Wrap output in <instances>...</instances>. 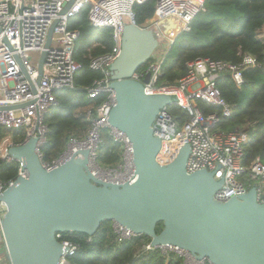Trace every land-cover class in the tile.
<instances>
[{
	"label": "built area",
	"instance_id": "1",
	"mask_svg": "<svg viewBox=\"0 0 264 264\" xmlns=\"http://www.w3.org/2000/svg\"><path fill=\"white\" fill-rule=\"evenodd\" d=\"M70 1L0 0V136L2 131L23 130V141L31 137L38 138L37 153L41 158L40 147L45 143L47 133L44 117L57 104L56 92L74 88V77L82 69V64L74 57L81 33L78 29H68V21L88 7L87 20L91 27L111 29V50L89 58V66L101 71L103 78L86 88L89 98L104 94L105 99L96 107L94 116L88 111L90 126L83 138L71 139L57 158L49 163L41 162L45 169L50 170L68 160L78 149H86L89 152V167L94 176L114 184L132 183L137 174L131 143L122 131L110 128L107 121L115 104L114 91L109 87V66L120 53L126 21L136 23L133 6L149 0H73L64 12ZM205 1H155L151 18L145 24H136L154 30L158 46L152 57L133 72L130 78L141 82L148 94L171 95V104L179 107L184 114L183 118L173 116L167 109L169 105L158 111L152 129L153 136L161 143L156 157L159 164L170 163L182 146L188 144L186 172L190 174L205 169L213 173L214 179L223 180L222 186L214 194L217 201L225 202L232 197H240L254 187L257 202L264 203V162L259 155L248 159L247 152L253 141V133L250 135L245 127L252 126L254 122L246 123L244 129H219L222 119L229 118L234 113V108L222 97L217 85V80L228 73L234 83L241 87L246 82L244 71L248 68H261L263 62L249 53H244L237 64L200 57L187 62L186 74L174 83L160 81L167 53L176 41L177 34L189 31L194 17L199 12L206 11ZM54 22L50 46L45 48L48 30ZM174 26L178 30L172 33ZM43 50L46 51L43 72L37 82V65ZM198 101L217 107L220 112L205 114L198 106ZM6 106L17 107L4 109ZM103 128L108 129L113 141L121 147L120 160L115 165L100 166L96 161L100 131ZM10 145L16 144L12 143L10 134H4L0 140V157L8 162L14 161L7 155V147ZM18 165L17 177H26L21 163L18 162ZM14 181L3 182L0 179V194ZM4 213L5 205L0 202V221ZM112 228L118 239L134 236L120 225L113 224ZM56 238L64 247L58 264H71L69 258L78 245L63 239L62 233H57ZM155 249L162 254H178L183 264H211L206 258L197 259L175 247L155 248L149 243L144 246V250Z\"/></svg>",
	"mask_w": 264,
	"mask_h": 264
},
{
	"label": "water",
	"instance_id": "2",
	"mask_svg": "<svg viewBox=\"0 0 264 264\" xmlns=\"http://www.w3.org/2000/svg\"><path fill=\"white\" fill-rule=\"evenodd\" d=\"M55 23L48 30L45 48L50 46ZM157 46L154 30L128 20L120 53L109 66L115 104L107 121L131 143L134 182L114 184L94 176L86 149L47 170L37 153L38 138L7 147V155L26 173L0 194L5 205L0 233L7 264H58L64 247L57 233L93 236L104 221L149 237L151 247H175L211 264H264V203L257 202L254 187L240 197L217 201L214 194L223 180L205 169L186 172L188 144L170 163L156 160L161 143L153 136L152 125L173 98L146 93L142 83L130 76ZM45 54V50L40 54L37 82Z\"/></svg>",
	"mask_w": 264,
	"mask_h": 264
},
{
	"label": "trees",
	"instance_id": "3",
	"mask_svg": "<svg viewBox=\"0 0 264 264\" xmlns=\"http://www.w3.org/2000/svg\"><path fill=\"white\" fill-rule=\"evenodd\" d=\"M155 1L149 0L133 6L137 24H145L155 9ZM206 11L199 12L190 24L189 31L181 33L169 51H175L174 59H167L160 77L161 82L174 83L187 72V62L196 58H210L237 64L244 53L255 56L263 62L261 68H248L244 71L245 84L238 87L230 74L226 73L217 80L222 97L233 106L234 113L222 119L219 129H244L253 132V141L248 146V159L259 155L264 162V42L257 38V32L264 26V0H206ZM88 7L68 21V29H78L81 33L76 43L75 59L82 69L74 77V88L56 92L57 104L44 117L47 126L45 143L40 147L41 160L49 163L57 158L71 139H81L90 126V115L105 99L101 94L89 98L87 87L101 80V71L89 66V58L109 52L113 46L111 29H97L89 25ZM198 106L207 114L220 112V109L198 101ZM173 116L183 118V113L174 104L168 106ZM10 134L13 144L24 140L23 130L2 131ZM121 147L114 142L107 128L100 131V144L96 161L100 166L115 165L120 160ZM19 165L0 157V179L3 182L15 180ZM161 229L159 224L156 228ZM78 245L69 258L71 264H183L178 254L159 250H144L150 242L145 235H134L128 239H118L112 223L104 221L93 236L84 233H62Z\"/></svg>",
	"mask_w": 264,
	"mask_h": 264
},
{
	"label": "crops",
	"instance_id": "4",
	"mask_svg": "<svg viewBox=\"0 0 264 264\" xmlns=\"http://www.w3.org/2000/svg\"><path fill=\"white\" fill-rule=\"evenodd\" d=\"M257 38L259 40L264 41V26L258 30L257 32ZM0 264H7V260L5 257V253H4V244H3V239L0 233Z\"/></svg>",
	"mask_w": 264,
	"mask_h": 264
},
{
	"label": "rangeland",
	"instance_id": "5",
	"mask_svg": "<svg viewBox=\"0 0 264 264\" xmlns=\"http://www.w3.org/2000/svg\"><path fill=\"white\" fill-rule=\"evenodd\" d=\"M178 30V28L177 27H173L172 28V33H175L176 31ZM181 33H183V31L182 32H180V33H178L177 34V37L181 34ZM175 51H168V53H167V56H166V60L167 59H174L175 58ZM37 56V55H36ZM249 132V134L251 135L253 132L252 131H248Z\"/></svg>",
	"mask_w": 264,
	"mask_h": 264
}]
</instances>
